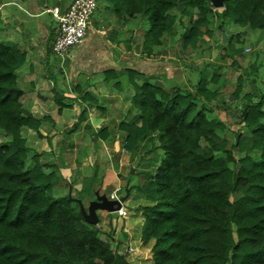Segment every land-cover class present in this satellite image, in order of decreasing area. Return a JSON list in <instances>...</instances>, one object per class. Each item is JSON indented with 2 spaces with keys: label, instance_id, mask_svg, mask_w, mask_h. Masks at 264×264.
Wrapping results in <instances>:
<instances>
[{
  "label": "trees",
  "instance_id": "trees-1",
  "mask_svg": "<svg viewBox=\"0 0 264 264\" xmlns=\"http://www.w3.org/2000/svg\"><path fill=\"white\" fill-rule=\"evenodd\" d=\"M107 1L119 18L144 17L143 50L149 52L163 35L174 36L177 24H185L172 10L195 16L179 36L183 48L200 46L211 33L214 15L220 28L229 18L239 26L264 29V0H224L217 14L209 0ZM25 62L23 48L0 40V264H98L94 256L56 257L48 244L65 241L53 213L70 208L74 199L55 195L62 174L56 165L43 164L42 154L23 135L25 129L41 135L40 121L20 101L16 71ZM126 72L135 89L132 106L142 123L120 125L127 132L125 147L133 152L151 136L163 151L153 177L140 186L147 200L140 206V239L152 244L153 264H264V91L256 102L250 93L241 96L246 103L239 123L251 136L245 141L239 132L227 148L217 133L226 128L224 120L208 117L219 109L218 92L208 88L218 74L207 80L200 72L191 90L159 88L134 68ZM105 73L109 79L117 76L113 69ZM238 81L233 92L237 102L242 93V79ZM2 135L7 139L1 140ZM237 152L243 153L238 159Z\"/></svg>",
  "mask_w": 264,
  "mask_h": 264
},
{
  "label": "crops",
  "instance_id": "crops-1",
  "mask_svg": "<svg viewBox=\"0 0 264 264\" xmlns=\"http://www.w3.org/2000/svg\"><path fill=\"white\" fill-rule=\"evenodd\" d=\"M69 2L70 0L61 1L58 4L65 7ZM51 16L54 19L52 14ZM53 29L55 36V19ZM89 29L88 32H91ZM33 30L34 27L23 32L26 33L25 37H28V45L24 48L26 62L16 71V75L18 85L23 91L20 99L22 106L26 112L40 121L41 135L26 129L23 130V134L26 132L28 135V145L42 154L41 162L56 165L62 174V181L54 186L55 195L63 196L66 193L61 191L69 189L73 190L74 195L79 194V199L84 201L81 194L86 189H92L93 192L103 190V193L111 199H114L113 194L119 198L129 191L126 199L129 201L131 190L142 193L140 190L142 182L137 180L141 176H150L151 179L155 172L138 170L136 173L140 176L137 174L126 176L129 169L131 172L136 170L133 168V163L139 155L140 159L145 161V158H149L157 151L160 157L158 167L163 159V151L157 147V139L151 136L140 141L133 152L126 149L127 132L120 125L124 123L140 126L142 121L138 109L132 106L135 90L128 75L123 72L127 68H134L142 74L141 79L150 80L159 88L178 86L192 90L194 88L192 77L190 79L183 72L182 64L178 68L174 67L173 60H169L170 56L166 55V49L171 46L169 41L172 42L173 36L166 34L162 40L160 39V45H157L160 50H157L155 45L150 52L143 50L142 56L137 57L139 54L134 47L127 46L121 49L116 43L110 42L106 36L101 35L102 31H98L97 36L90 38L87 33L85 41L70 51L73 55L67 61L69 53L64 60H61L51 50L49 54L44 48L38 49L35 42L42 32ZM178 40L175 37L173 44H178ZM125 53L130 58V62L120 64V58ZM65 60L67 69L64 65ZM191 66L194 67L191 64L189 68ZM205 68L199 64L194 67L197 71V80L200 72L204 75ZM110 69L115 70L117 76H110L109 79L106 78L105 71ZM192 75H195L193 70ZM58 101L64 105L61 106ZM152 142L156 143L154 147H150ZM124 187L125 194L122 192ZM143 200L147 201L144 195ZM140 206L136 217L138 220L135 224H131L133 226L131 229L136 230L137 240L141 244L138 250L134 247L138 252L136 258H139L140 264L149 260L152 262L146 264H153L150 252L152 244L144 243L140 239L143 220ZM119 221L116 228L121 222L124 223L123 218ZM128 234L130 236V233ZM127 244L131 246L130 242Z\"/></svg>",
  "mask_w": 264,
  "mask_h": 264
},
{
  "label": "rangeland",
  "instance_id": "rangeland-1",
  "mask_svg": "<svg viewBox=\"0 0 264 264\" xmlns=\"http://www.w3.org/2000/svg\"><path fill=\"white\" fill-rule=\"evenodd\" d=\"M61 1L67 0H0V40L15 43L24 50L28 45V37H25L26 33L23 32L27 31L28 28L34 27L33 31L42 32L36 39L35 45H37L38 49L44 48L50 54V41L54 37V19L48 10ZM211 7L215 11L214 14L220 13L223 10V8ZM171 12L177 14L180 21L185 22V24L176 25L173 40L172 42L169 41L171 46L169 45L170 47L166 49V55L170 56L169 60H173V66L176 68L182 64L184 67L182 69L184 70L183 72L189 78L192 77L190 79L194 82L192 83L194 84V88L198 81L197 71L194 69L197 64L204 68L206 67L204 76L207 80L212 78L213 74H218V80L208 82V86L214 84L213 86L210 85L209 88L210 90H216L218 92L217 104L219 109H215L214 112H208V117L224 120L226 128L218 130L217 133L227 148L235 144L236 136L239 132L242 140H249L251 132L247 127L239 123L240 113L246 103V99L241 98V96L244 93H250L253 95V102H256L260 93L264 91V29H252L248 26H239L229 18H226L225 23L220 28V20L214 15L213 17L216 20L208 26L211 33L203 36L200 46L196 49H191L190 47L183 48L179 36H181L186 27L189 26L190 20L195 18V16L191 19L180 16L177 10H172ZM43 22L44 24H40ZM146 28V20L141 15H136L133 18H119L107 0H99L98 9L93 17L92 26L89 29L91 32H88V37L97 36L98 31H102L101 35L106 36L110 42L116 43L121 49L127 46L134 47V50L139 54L137 57H139L143 54V39ZM28 32L31 31L28 30ZM165 35L161 37V40ZM224 36H226L227 42L223 41ZM175 37L179 39L178 44H173ZM228 42L229 44L226 45ZM106 43L110 44L108 41ZM73 48L75 47L69 50L68 57L66 58L67 61L73 55L72 52L70 53ZM156 49L160 50L157 45ZM175 58L180 60H176ZM66 60L64 65L67 69ZM129 62L130 58L126 53L119 61L120 64H128ZM191 64L194 67L191 66L189 68ZM187 68L188 70H186ZM192 70L195 71L194 76L192 75ZM123 73L126 76L128 75L126 71ZM239 78L242 79V93L240 95V101L237 102L233 96V92L239 84ZM133 90H135L134 87ZM199 103H202V98L199 99ZM207 107L211 108L209 105ZM23 135L28 139L26 132ZM6 139L7 136H1V140ZM155 144V142H152L150 147H154ZM235 154L237 159L243 155V153L239 152ZM159 161L160 157L157 151L153 152L149 158H145V161H142L139 155L135 163H133V168L136 170L131 172L129 169L126 176H134L135 174L140 176L136 173L138 170L152 173L157 169L156 167ZM28 163L30 166L33 165L30 159ZM149 179L150 176H141L137 181L144 183ZM72 191L65 189L61 192L66 193L63 196L71 195L73 198L80 197L79 194L74 195ZM98 192L105 194L103 190H98ZM122 192L124 194L126 193L125 187ZM95 193L96 191L93 192L92 189H86L81 194L82 198L84 197L85 199L83 203L86 210L88 201L95 198ZM56 194H58V191H56ZM112 197L114 199L118 198L114 194ZM145 203L146 201L144 202L142 193L136 192L134 189L131 190V198L124 204L128 213V217L123 218L126 226L121 222L120 226L116 228L117 222H120V218L116 213H107L106 211L99 210V223L90 224L80 215V207L74 200L70 208H60L53 213V219L60 221L62 230L66 234L65 241H48V244L54 255L59 258L83 257L87 259L94 256L96 258L98 257L96 259L98 264H127V262L130 264H140L139 258H136L138 252L129 253L127 251V243L130 242L131 246L137 247V250L141 245L137 240L136 230L131 229L133 228L131 224H135V221L138 220L136 217L139 206ZM126 232L130 233V236ZM150 262L152 261H142V264Z\"/></svg>",
  "mask_w": 264,
  "mask_h": 264
},
{
  "label": "built area",
  "instance_id": "built-area-1",
  "mask_svg": "<svg viewBox=\"0 0 264 264\" xmlns=\"http://www.w3.org/2000/svg\"><path fill=\"white\" fill-rule=\"evenodd\" d=\"M99 0H70L65 6L59 4L49 8L55 19L56 36L52 42L54 55L61 60L69 53L72 47L81 45L87 36L91 18L98 9ZM119 218H126L124 206L116 212ZM127 251L134 253L133 246L127 245Z\"/></svg>",
  "mask_w": 264,
  "mask_h": 264
},
{
  "label": "water",
  "instance_id": "water-1",
  "mask_svg": "<svg viewBox=\"0 0 264 264\" xmlns=\"http://www.w3.org/2000/svg\"><path fill=\"white\" fill-rule=\"evenodd\" d=\"M211 6L214 8H224L225 3L224 0H209ZM223 41L227 42L226 36L223 37ZM129 196V191L123 196L119 198L111 199L106 194H100L98 191L95 193V198L88 202L87 210L84 206V203L79 198H73L69 195L70 198H73L80 207V212L84 219L90 224H98L100 221V217L98 211H106L107 213H116L118 212L126 199Z\"/></svg>",
  "mask_w": 264,
  "mask_h": 264
}]
</instances>
